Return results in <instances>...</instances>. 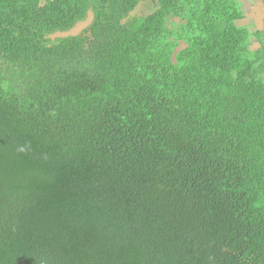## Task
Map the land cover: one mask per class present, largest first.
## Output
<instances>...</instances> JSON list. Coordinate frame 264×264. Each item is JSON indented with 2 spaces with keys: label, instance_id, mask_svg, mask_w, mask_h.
<instances>
[{
  "label": "trees",
  "instance_id": "obj_1",
  "mask_svg": "<svg viewBox=\"0 0 264 264\" xmlns=\"http://www.w3.org/2000/svg\"><path fill=\"white\" fill-rule=\"evenodd\" d=\"M242 16L0 0V264H264V29Z\"/></svg>",
  "mask_w": 264,
  "mask_h": 264
},
{
  "label": "rangeland",
  "instance_id": "obj_2",
  "mask_svg": "<svg viewBox=\"0 0 264 264\" xmlns=\"http://www.w3.org/2000/svg\"><path fill=\"white\" fill-rule=\"evenodd\" d=\"M243 16L237 24L246 26L250 31L264 29V0H237ZM84 30V29H83ZM258 45L256 38H251L250 48Z\"/></svg>",
  "mask_w": 264,
  "mask_h": 264
},
{
  "label": "water",
  "instance_id": "obj_3",
  "mask_svg": "<svg viewBox=\"0 0 264 264\" xmlns=\"http://www.w3.org/2000/svg\"><path fill=\"white\" fill-rule=\"evenodd\" d=\"M93 19V13L91 10H88L87 15L84 19L78 20L75 22L74 25H72L70 28L66 30H57L51 33L49 36L51 38L56 37H67V36H74L79 34L83 29L88 27Z\"/></svg>",
  "mask_w": 264,
  "mask_h": 264
},
{
  "label": "clouds",
  "instance_id": "obj_4",
  "mask_svg": "<svg viewBox=\"0 0 264 264\" xmlns=\"http://www.w3.org/2000/svg\"><path fill=\"white\" fill-rule=\"evenodd\" d=\"M52 33H53V32H52ZM50 34H51V33H50ZM50 34H49V35H50Z\"/></svg>",
  "mask_w": 264,
  "mask_h": 264
}]
</instances>
